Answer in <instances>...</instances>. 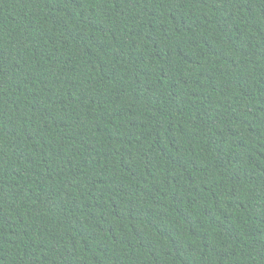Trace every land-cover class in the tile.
<instances>
[{
  "label": "trees",
  "instance_id": "trees-1",
  "mask_svg": "<svg viewBox=\"0 0 264 264\" xmlns=\"http://www.w3.org/2000/svg\"><path fill=\"white\" fill-rule=\"evenodd\" d=\"M0 264H264V0H0Z\"/></svg>",
  "mask_w": 264,
  "mask_h": 264
}]
</instances>
